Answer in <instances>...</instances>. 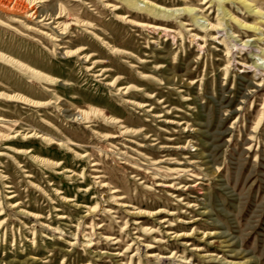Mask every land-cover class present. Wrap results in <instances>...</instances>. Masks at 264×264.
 Returning a JSON list of instances; mask_svg holds the SVG:
<instances>
[{"label": "rangeland", "instance_id": "1", "mask_svg": "<svg viewBox=\"0 0 264 264\" xmlns=\"http://www.w3.org/2000/svg\"><path fill=\"white\" fill-rule=\"evenodd\" d=\"M0 264H264V0H0Z\"/></svg>", "mask_w": 264, "mask_h": 264}]
</instances>
